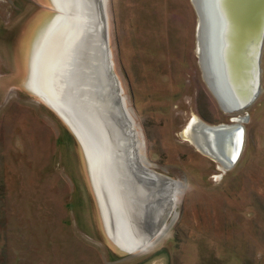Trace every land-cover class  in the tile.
<instances>
[{
	"label": "rangeland",
	"instance_id": "374dc122",
	"mask_svg": "<svg viewBox=\"0 0 264 264\" xmlns=\"http://www.w3.org/2000/svg\"><path fill=\"white\" fill-rule=\"evenodd\" d=\"M102 1L139 163L173 181L172 206L144 248L110 243L80 146L27 85L56 3L0 0V264H264V45L262 91L226 170L181 137L193 118L232 117L205 82L192 0Z\"/></svg>",
	"mask_w": 264,
	"mask_h": 264
},
{
	"label": "water",
	"instance_id": "95a60500",
	"mask_svg": "<svg viewBox=\"0 0 264 264\" xmlns=\"http://www.w3.org/2000/svg\"><path fill=\"white\" fill-rule=\"evenodd\" d=\"M253 1H251V5L254 3ZM67 3L69 5V2ZM258 4L259 6L262 4L260 16L255 22L254 18L252 20L255 31L253 50L250 58L251 81L249 91L243 99L236 101V103L230 107V109H234V112H241L247 109L259 95L261 74L260 59L264 42V0ZM68 5L65 7L66 9L69 8ZM87 8H90L92 12V18L89 20L90 24L88 21L83 24L82 22L75 23L74 20H69L70 23L73 24V27L71 25H66L58 35L59 39L62 41L61 43L63 44V41L66 43L65 59L60 58V53L54 60L57 61L55 65L56 70H52L51 68L43 72V85L54 92L58 91L61 95L54 101H51L43 93L30 88L29 85L32 81L31 69L27 85L31 92L59 116L76 139L82 150L105 234L110 243L120 252L132 254L147 246V244L152 242L159 234L166 220L167 213L172 206L173 199L170 196L173 187L166 178L163 179L160 176H156L141 166L135 152L132 151L134 132L124 106L120 84L114 74L110 58L107 21L103 10V1L89 0V6L87 4ZM56 9L58 11L57 16L59 17L60 12H62L63 18V11H60L57 5ZM64 13L66 16L70 15L68 10L64 11ZM57 16L55 18H57ZM55 18L53 21H55ZM62 18H59V20ZM83 19L87 18L84 17ZM60 22L54 24L50 29L52 30L54 26L56 28ZM74 25H78L75 31L70 28H75ZM69 29H71L70 32ZM74 35H79L77 40ZM82 48L84 49L83 54L81 53ZM74 60H77L79 63L82 62L83 64L77 65ZM80 71H82L81 75ZM211 92L218 103H220L217 97L218 93L215 91L216 95L213 90ZM59 100H64L66 106L61 105ZM248 119V115L245 114L239 118V123L236 122L234 124L208 125L201 122V125L194 128L196 139L202 145L200 150L201 153L219 162L226 170L233 168L239 161L243 152L245 138V128L243 124L246 123ZM78 132L83 134V139H81ZM84 139H86L89 147L85 146ZM91 154L95 160L101 162V165L98 167L96 164L98 173L99 167H103L104 170H106V158V164L109 165L110 169L108 170L113 179L118 182L119 179L122 178H129V181L132 180L133 182L134 178L139 179L138 182H134L133 189L141 199L142 196H145L149 191L156 192L158 190L156 187L162 192L163 204L162 206L160 205L157 213H155V220L151 222L150 225L143 226L139 229L143 232L140 239L134 240V237L131 238L127 236V234H121L125 238V240L123 238V243L115 239L106 228L102 205L94 185V172L89 160ZM102 157L104 158L103 161H101ZM105 174L109 176V174ZM139 230L136 229V233H138L137 231Z\"/></svg>",
	"mask_w": 264,
	"mask_h": 264
},
{
	"label": "bare ground",
	"instance_id": "6f19581e",
	"mask_svg": "<svg viewBox=\"0 0 264 264\" xmlns=\"http://www.w3.org/2000/svg\"><path fill=\"white\" fill-rule=\"evenodd\" d=\"M54 1L59 10L63 11L64 17L62 18V12H60L59 17L55 15L57 16L55 21H53L51 26L48 25L49 27L43 37H40L41 39L36 46L35 53L33 52V57L31 56L30 69L32 71V81L29 85L30 88L46 95L51 101H54L61 94L43 85V72L51 68L52 70H56L55 65L57 61L54 60L60 53V58L65 59L66 43L63 41L62 44L58 35L66 25H71L73 27V24L69 21L70 19L74 20L75 23L82 22L85 24L88 21L90 24L89 20L92 18L91 9L87 8V4L89 6V0ZM251 1L253 0H192L198 16L197 54L199 56V64L203 70L205 82L209 89L213 90L214 94H216V92L218 93L217 97L221 103H219V105L226 114L240 113L234 112V109H230V107H232L236 101L243 99L249 91L251 81L250 58L253 50L255 31L252 20L254 18L255 22L260 16L262 6V4L261 6L258 4L262 2V0H254L253 2L256 3H252V5ZM67 2H69V5ZM67 5L69 7L68 9L65 8ZM66 10L69 11V16L65 15L64 11ZM84 17L87 19H83ZM59 18L62 19L59 20ZM51 22L52 21H50V23ZM58 22H60L59 25L56 28L54 26L51 30L50 28H52L54 24H58ZM74 26L75 28L70 27L73 31L77 29L78 25ZM71 29H69V32ZM74 36L77 40L79 35ZM83 48L81 50L82 54L84 53ZM74 61H76L75 64L77 65L83 64L82 62H77V60ZM81 74L82 71H80V75ZM59 101L61 105L66 106L64 100ZM234 122L239 123V118L235 119ZM200 123L201 121L193 118L181 132V137L191 142L199 151L202 145L196 139L194 128L201 125ZM132 129L134 132L132 151H134L137 156L133 126ZM80 133L78 132L81 139H83L84 136ZM84 144L86 147H89L86 139H84ZM103 159L102 157L101 161H103ZM89 160L92 164L94 185L99 195L106 228L109 233L113 235L115 239L122 242L124 238L122 235L124 234H127V236L131 238L134 237V240L140 239L143 232L139 229L143 226L150 225L151 222L155 220V213H157L160 205L162 206L163 204L162 192L156 187L158 189L156 192L149 191L145 196H142L141 199L133 189L134 182H138L139 179L134 178L133 182L132 180L129 181V178H122L119 179L118 182L110 176L108 170L110 168L109 165L106 164V158V170H104L103 167H99V173L96 164L98 167L101 165V162L95 160L92 154ZM105 173L109 174V176ZM155 175L160 176L156 173ZM160 177L165 179L163 176ZM166 179L169 180L174 187L171 180L168 178ZM136 229L139 230L137 231L138 233H136Z\"/></svg>",
	"mask_w": 264,
	"mask_h": 264
},
{
	"label": "flooded vegetation",
	"instance_id": "af4514ba",
	"mask_svg": "<svg viewBox=\"0 0 264 264\" xmlns=\"http://www.w3.org/2000/svg\"><path fill=\"white\" fill-rule=\"evenodd\" d=\"M194 6V5H193ZM196 12V11H195ZM196 16H197V13H196ZM197 25H198V21H197ZM196 33H197V31H196ZM263 45H264V42H263ZM262 52H263V47H262ZM261 63H262V53H261V59H260V69H261V74H260V90H259V95H258V97L260 96V94H261V91H262V87H261V84H262V77H263V75H262V67H261ZM211 91V90H210ZM212 93V92H211ZM213 94V93H212ZM257 97V98H258ZM213 98L215 99V101L217 102V104H219L218 103V101H217V99L214 97V95H213ZM256 98V99H257ZM242 112V111H241ZM240 112V113H241ZM240 113H233V114H230V116H232L231 118H229V123L228 124H234V123H236V122H234L235 121V119H237V118H240V117H242V116H239V114ZM201 119H199V121H200ZM201 122H203V123H205V124H208V125H215V124H209L206 120H201ZM201 124V123H200ZM221 124H226V123H221ZM171 180V179H170ZM172 183H173V181H172ZM174 184V183H173Z\"/></svg>",
	"mask_w": 264,
	"mask_h": 264
}]
</instances>
